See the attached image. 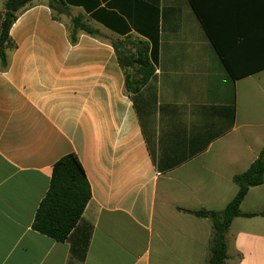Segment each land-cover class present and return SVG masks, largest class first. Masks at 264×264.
Returning <instances> with one entry per match:
<instances>
[{
  "label": "crops",
  "instance_id": "0c3cea01",
  "mask_svg": "<svg viewBox=\"0 0 264 264\" xmlns=\"http://www.w3.org/2000/svg\"><path fill=\"white\" fill-rule=\"evenodd\" d=\"M197 1L201 15L190 0H34L19 15L7 68L0 56V264H208L212 224L193 212L223 211L264 147V0ZM113 43L156 50L138 93ZM69 154L92 198L60 242L34 222ZM241 212L264 213V184ZM227 241L229 264H264V217L235 218Z\"/></svg>",
  "mask_w": 264,
  "mask_h": 264
},
{
  "label": "trees",
  "instance_id": "16d2710c",
  "mask_svg": "<svg viewBox=\"0 0 264 264\" xmlns=\"http://www.w3.org/2000/svg\"><path fill=\"white\" fill-rule=\"evenodd\" d=\"M34 0H6L0 11V56L4 68L8 67V50L16 45L11 38L10 31L13 24ZM194 10L202 14L201 5L197 0H190ZM50 7L59 10L58 0H50ZM73 27L93 37L101 38V33L93 27L75 18ZM72 43H77L78 37L70 29ZM120 65L125 73V88L128 93H138L155 73V53L150 55V46L140 44L136 52L123 49L113 43ZM234 182L238 192L227 207L220 212L200 210L193 212L200 218L209 219L212 224L211 255L208 264H228L227 234L232 222L237 217L253 218L259 214H244L241 205L248 192L264 184V147L259 157L243 174L236 175ZM92 198V188L85 169L76 154H69L61 158L53 168L50 189L37 211L34 229L57 241H66L72 231L81 221L84 211Z\"/></svg>",
  "mask_w": 264,
  "mask_h": 264
},
{
  "label": "water",
  "instance_id": "95a60500",
  "mask_svg": "<svg viewBox=\"0 0 264 264\" xmlns=\"http://www.w3.org/2000/svg\"><path fill=\"white\" fill-rule=\"evenodd\" d=\"M77 31L75 30L74 33H76Z\"/></svg>",
  "mask_w": 264,
  "mask_h": 264
},
{
  "label": "rangeland",
  "instance_id": "374dc122",
  "mask_svg": "<svg viewBox=\"0 0 264 264\" xmlns=\"http://www.w3.org/2000/svg\"><path fill=\"white\" fill-rule=\"evenodd\" d=\"M229 264V263H228Z\"/></svg>",
  "mask_w": 264,
  "mask_h": 264
}]
</instances>
